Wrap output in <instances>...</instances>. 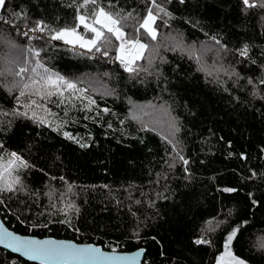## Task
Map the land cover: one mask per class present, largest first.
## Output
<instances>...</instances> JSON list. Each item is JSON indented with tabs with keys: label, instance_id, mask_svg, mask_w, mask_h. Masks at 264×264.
I'll list each match as a JSON object with an SVG mask.
<instances>
[{
	"label": "trees",
	"instance_id": "trees-1",
	"mask_svg": "<svg viewBox=\"0 0 264 264\" xmlns=\"http://www.w3.org/2000/svg\"><path fill=\"white\" fill-rule=\"evenodd\" d=\"M112 2L141 16L148 6V0ZM158 2L172 18L157 20L159 34L146 53L152 64L138 61L143 70L129 73L95 51L73 52L17 31L36 21L70 26L73 0H6L0 157L7 164L15 152L28 167L13 172L20 181L15 191H0V218L22 236L119 253L143 249L142 264H217L237 229L232 253L264 264V8L245 10L242 0ZM245 45L247 57L240 55ZM29 47H43L45 66L86 88L96 103L17 100L18 90L9 87L20 78L9 70L33 63ZM115 55L113 48L107 57ZM32 100L42 107L20 106ZM25 111L36 119L15 114ZM200 238L210 243L195 244ZM0 264L35 263L0 249Z\"/></svg>",
	"mask_w": 264,
	"mask_h": 264
},
{
	"label": "snow or ice",
	"instance_id": "snow-or-ice-1",
	"mask_svg": "<svg viewBox=\"0 0 264 264\" xmlns=\"http://www.w3.org/2000/svg\"><path fill=\"white\" fill-rule=\"evenodd\" d=\"M166 2L171 3L172 0H166ZM178 2L184 4L185 0H178ZM242 3L245 10L257 7L264 8V0H242ZM73 5L76 8L75 22L70 26L53 29L43 21H36L31 26L26 25L27 30L17 28V31L29 40L43 39L45 44L49 41L63 42L73 52L79 48L88 53L95 51L102 56H108L109 51L114 48L116 55L113 59L118 61L126 72L134 73L143 70L138 65V61L147 60L150 65L153 62L152 56L146 55V53L149 52L150 41L157 40L159 34L157 20L163 17L172 18L171 13L158 0H148V6L146 7L145 14L142 16L139 13H135V9L127 12H124L122 8L115 10L116 5L112 0H108L107 4H102L101 0H73L72 5L69 6ZM5 6L6 0H0V10L4 9ZM161 14L163 15L161 16ZM0 21L11 23V21L4 20L2 16H0ZM164 23L167 25V21H164ZM12 26L16 27L15 24H12ZM4 39L5 37L0 35V41ZM8 43L10 47H15L11 41ZM216 43L219 44V41H216ZM43 50V47L39 49L29 47L27 52L31 54L33 63L19 66L15 71L9 70V75L20 78L19 81L14 82L9 87L10 92L18 90L16 99L19 100L21 97L35 95L40 100L47 102L51 97L56 96L59 99V103L63 104L66 99L71 102V99L74 97L75 99L86 100L87 105H94L96 103L95 100L85 95L87 92L86 88L78 87L76 83L65 79L64 76L51 71L45 66L41 59ZM240 55L247 57V45L240 49ZM189 58L194 57L190 55ZM196 59L198 61L199 58L196 57ZM3 75L4 73L0 72V76ZM249 83H252V81L249 80ZM261 83H264V80ZM66 92L69 93L67 97L65 96ZM76 93H79V95L76 96ZM20 106L25 109H31L33 106L42 107L35 100ZM88 110H91V108ZM44 111L49 112L46 108ZM103 111L107 112L108 110L104 109ZM15 114L29 119H36L35 112L32 113L31 117L28 116V111L17 112ZM49 114L51 113L49 112ZM38 122L44 124L45 120L40 118ZM170 127L174 132H179V127L175 123H172ZM64 135L69 139L72 138L68 133H64ZM86 146L85 144H81V147ZM2 147L3 145H0V148ZM173 150H176L175 145H173ZM177 155L185 165L188 163L183 156L179 155V152H177ZM18 167L26 168L28 165L15 152L10 154L7 164H4L3 157H0V185H2L0 186V191L12 192L16 190L14 185L19 184L20 181L17 176L13 175V172ZM223 191L232 192L234 189L225 188ZM63 222L70 225V221ZM41 226L46 227L47 225H32L33 228ZM237 231V229H234L228 234L224 242V252L217 258V264H246L244 260L237 258L231 251V244L237 235ZM194 243L201 245L208 244L210 241L200 238L195 240ZM0 245L30 260H38L41 264H46L49 261L92 262V264H137L143 251L141 250L133 255H120L117 254L116 248H112L110 252L105 253L94 245L80 246L71 242L52 239L39 240L28 236H19L8 231L3 224H0Z\"/></svg>",
	"mask_w": 264,
	"mask_h": 264
},
{
	"label": "water",
	"instance_id": "water-1",
	"mask_svg": "<svg viewBox=\"0 0 264 264\" xmlns=\"http://www.w3.org/2000/svg\"><path fill=\"white\" fill-rule=\"evenodd\" d=\"M0 224H3V226L10 232H13L12 230H9L5 225L4 223L2 222L1 218H0ZM14 233V232H13ZM16 235H19L17 233H15ZM19 236H22V235H19ZM28 237H31V236H28ZM31 238H34V239H39V238H36V237H31ZM45 239H52V240H56V241H63V242H71V243H74V244H77V245H80V246H84V245H94V244H78L74 241H71V240H66V239H55V238H52V237H47V238H43V239H39V240H45ZM96 247H99L101 249V251L105 252V253H108L110 251H106V250H103L100 246H97V245H94ZM0 249L2 250H5V251H8L16 256H19L20 258H22L23 260L27 261V262H31V263H35V264H41L40 261H34V260H30L29 258L25 257V256H22L20 255L19 253H16V252H13L11 249H8V248H5L3 245H0ZM143 249H138L136 251H133L131 253H119L117 252V254H120V255H133L135 254L136 252H139ZM143 254H144V250L142 251V254L141 256L139 257L138 259V262L137 264H142V260H143ZM46 264H92V262H75V261H71V262H56V261H49V262H46Z\"/></svg>",
	"mask_w": 264,
	"mask_h": 264
},
{
	"label": "built area",
	"instance_id": "built-area-1",
	"mask_svg": "<svg viewBox=\"0 0 264 264\" xmlns=\"http://www.w3.org/2000/svg\"><path fill=\"white\" fill-rule=\"evenodd\" d=\"M22 30H27V29H26V27H23ZM30 35H32V34H30ZM76 50H78V48H77ZM95 55H96V53H95ZM110 62H111V63L116 62V63L120 64L118 61H115L114 59H111ZM208 241H209V240H208Z\"/></svg>",
	"mask_w": 264,
	"mask_h": 264
},
{
	"label": "rangeland",
	"instance_id": "rangeland-1",
	"mask_svg": "<svg viewBox=\"0 0 264 264\" xmlns=\"http://www.w3.org/2000/svg\"><path fill=\"white\" fill-rule=\"evenodd\" d=\"M78 49H79V48H78ZM95 53H96V52H95ZM95 53H93L92 55H93V56H96ZM104 57H105V59H106L108 62H110V60L113 59V58H108L107 56H104Z\"/></svg>",
	"mask_w": 264,
	"mask_h": 264
}]
</instances>
